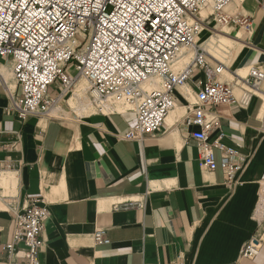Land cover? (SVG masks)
Listing matches in <instances>:
<instances>
[{
  "label": "crops",
  "instance_id": "crops-1",
  "mask_svg": "<svg viewBox=\"0 0 264 264\" xmlns=\"http://www.w3.org/2000/svg\"><path fill=\"white\" fill-rule=\"evenodd\" d=\"M242 11L252 17V29L243 33L232 77L250 67L264 71V8L244 0ZM205 80L196 72L188 82L194 100ZM6 86L18 93L11 64L1 61L0 264L27 262L22 244L18 255L9 254L14 226L5 209L8 194L20 210L41 200L50 211L40 264H264L262 86L245 106L241 93L238 102L212 110L220 118L222 143L244 160L231 183L220 167L212 172L201 166L183 122L190 106L179 90L182 115L137 142L122 139L135 124L132 111H98L92 103L88 114L84 107L77 113L65 106L60 117L21 119ZM215 155L220 165V152ZM98 231L109 244L96 243ZM249 244L257 253L247 258Z\"/></svg>",
  "mask_w": 264,
  "mask_h": 264
},
{
  "label": "built area",
  "instance_id": "built-area-1",
  "mask_svg": "<svg viewBox=\"0 0 264 264\" xmlns=\"http://www.w3.org/2000/svg\"><path fill=\"white\" fill-rule=\"evenodd\" d=\"M232 1L0 0V62L11 64L18 88L14 95L6 86L13 112L21 119L50 117L81 77L98 111L109 99L131 106L126 111L134 112L136 121L122 139L143 142L162 130L178 105V90L196 72H203L206 80L198 82L195 102L187 101L190 107L183 122L191 130L201 166L212 172L220 167L227 182H233L244 160L222 143L220 118L212 110L238 102L236 88L242 93L239 104L247 105L264 82V71L250 67L245 77L235 74L232 81L223 80L224 65L213 58L215 66L211 65L197 42L204 27L252 29V17L240 9L233 14L226 11ZM256 2L264 8V0ZM187 52L192 58L179 66L180 56ZM148 82L150 90L145 87ZM53 86L55 96L50 95ZM215 150L221 154L220 165ZM5 200L14 226L10 256L18 255L15 248L22 244L26 264H40L48 207L32 200L20 210L14 195ZM103 237V231L96 232V243L109 244ZM256 253L249 244L243 256Z\"/></svg>",
  "mask_w": 264,
  "mask_h": 264
},
{
  "label": "rangeland",
  "instance_id": "rangeland-1",
  "mask_svg": "<svg viewBox=\"0 0 264 264\" xmlns=\"http://www.w3.org/2000/svg\"><path fill=\"white\" fill-rule=\"evenodd\" d=\"M244 0H240L238 3L237 1H232L230 3V5L226 8V11H228L229 13L233 14L235 13L237 10L240 9L241 12L242 11V2ZM235 3V4H234ZM244 13V12H243ZM245 14V13H244ZM221 32H224V33H229V35L231 36H235V35H240L241 36V40L243 38V36H245L244 34V31L239 29V28H232V27H217L213 30H205L204 33L202 34V36L198 39V43L202 45L203 47V44H205V42L210 38L212 41H214V44H216V46L220 45L219 48L216 49L217 53H213V52H210V56L215 58L218 62H220L221 64L224 65L225 69L228 71L227 72H223V80H227V81H232L233 80V77L230 76V70H233L235 71V54L236 52L238 51V49L240 48L239 46L233 44L234 47H231V48H225V47H222L223 45H221L220 43V38H218V35L221 34ZM244 33V34H243ZM240 40V41H241ZM204 48V47H203ZM205 49V48H204ZM242 49V48H241ZM206 50V49H205ZM192 58V56L190 57V59ZM189 59V60H190ZM189 60L187 62H189ZM209 63L211 65H214V62H213V59L211 58L210 60L208 59ZM182 64V63H180ZM6 69V67H5ZM236 72L240 75V76H243L245 77L248 73V70L247 69H241V70H236ZM8 79H12V76L11 74L9 73V76H8ZM85 85L87 86V88H89V85L87 83V81L84 79V78H81L79 77L78 80H77V83H76V86H75V89H74V92L71 93L69 96H67L64 100H62L58 106L51 112L50 114V117H60L61 114H62V110L64 109L65 106H70L71 108H74L76 111H78L80 109V106L81 107H84L86 108V110H84V113L85 114H88L90 112H93L94 109L92 108V98L90 96V92H89V89H87V92L85 93V98H82L81 99V102H77L75 104V91H76V88L79 87L80 85ZM263 85L262 88L264 89V82L262 83ZM261 88V87H260ZM187 90V87H184V88H181L179 89L180 92H182L186 98V100H188L189 102L191 103H194L195 100L194 98L192 97L191 93L189 91H186ZM241 95V92L239 91V89H235V96H240ZM74 103V104H72ZM120 103V102H119ZM88 108V109H87ZM95 108V107H94ZM116 105L115 106H112L109 110H105L104 109V112H108L112 109H116ZM121 109V110H126L128 108H131V106L127 105V104H124V103H120L119 104V107L117 109ZM179 107L177 106L176 110L178 109ZM77 113H81L80 111H78ZM182 114H180L178 117H180ZM7 185L5 184H2L3 187H5L6 189L8 188V182H6Z\"/></svg>",
  "mask_w": 264,
  "mask_h": 264
},
{
  "label": "bare ground",
  "instance_id": "bare-ground-1",
  "mask_svg": "<svg viewBox=\"0 0 264 264\" xmlns=\"http://www.w3.org/2000/svg\"><path fill=\"white\" fill-rule=\"evenodd\" d=\"M234 1H237V3H238L240 0H234ZM204 16H205V14H204ZM205 30H207L206 27H204L202 29L200 37L202 36V34L204 33ZM218 38H220V40H221L220 43H221V45H223L222 47H225L226 49L234 47L235 45L239 46L240 48L243 47V43H241V41H240L241 40V36L240 35L231 36V35H229V33L221 32V34L218 35ZM233 44H235V45L233 46ZM219 46L220 45L216 46V44H214V41H212L210 38L205 42V44H203V47L206 49L205 51L207 52V54L209 55L210 58H213V57H211L209 53L210 52L217 53L216 49L219 48ZM191 56H192V53L191 52H187V53L183 54L182 56H180L179 62L184 64V62H187L190 59ZM213 59L216 60L215 58H213ZM180 63H179V66L182 65ZM224 72H227V71L224 70ZM145 87H146L147 90H150L153 86L151 85L150 82H148L145 85ZM87 89H89V88H87V86H85L83 84L76 88V91H75V94H74V96H75V104L77 102L78 103L81 102L82 98H85V93L87 92ZM72 104H74V103H72ZM119 104H120L119 101H117L116 99H109L107 102H105L102 105V109H103V111H104V109L105 110H109L112 106H115V105L118 108ZM118 110H121V109L119 108ZM263 111H264V107H263ZM181 112H182V109H180V108H178L177 110L171 112L170 115L168 116V118L166 119V122H168V123L169 122H173L174 120L179 118L178 116L180 114H182Z\"/></svg>",
  "mask_w": 264,
  "mask_h": 264
}]
</instances>
